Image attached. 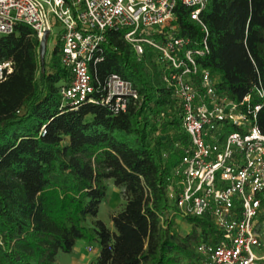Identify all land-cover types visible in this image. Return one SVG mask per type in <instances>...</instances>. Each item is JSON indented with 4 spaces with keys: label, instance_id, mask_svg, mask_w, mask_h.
<instances>
[{
    "label": "trees",
    "instance_id": "16d2710c",
    "mask_svg": "<svg viewBox=\"0 0 264 264\" xmlns=\"http://www.w3.org/2000/svg\"><path fill=\"white\" fill-rule=\"evenodd\" d=\"M175 10L179 34L199 40L186 9ZM199 19L207 52L197 62L217 95H248L259 106L255 124L264 135V0H206ZM58 50L59 43L45 62L25 24L0 34V264H55L77 240L96 243L89 264H194V245L212 229L195 217L184 218V234L174 226L166 188L179 158L173 144L186 139L153 53L137 58L120 32H105L102 60L88 63L90 101L70 106L59 95L70 78ZM110 74L137 94L123 110L100 101ZM105 180L123 198L111 228L96 218Z\"/></svg>",
    "mask_w": 264,
    "mask_h": 264
},
{
    "label": "built area",
    "instance_id": "2783aa9c",
    "mask_svg": "<svg viewBox=\"0 0 264 264\" xmlns=\"http://www.w3.org/2000/svg\"><path fill=\"white\" fill-rule=\"evenodd\" d=\"M202 37L179 34L176 6ZM206 0H0V34L29 26L39 41L59 27L58 60L69 74L61 101H90L88 63L102 60L105 32L118 31L139 58L149 49L177 103L175 115L186 142L173 144L178 162L170 169L166 196L173 214L206 218L209 238L193 247L194 264H264V135L255 124L258 105L215 92L214 79L197 58L207 52L199 19ZM1 66H8L4 62ZM100 101L123 110L137 94L128 81L110 74ZM261 97V92H258ZM92 247L87 246L91 251Z\"/></svg>",
    "mask_w": 264,
    "mask_h": 264
},
{
    "label": "rangeland",
    "instance_id": "374dc122",
    "mask_svg": "<svg viewBox=\"0 0 264 264\" xmlns=\"http://www.w3.org/2000/svg\"><path fill=\"white\" fill-rule=\"evenodd\" d=\"M59 32V27L51 23V31L47 35H45L44 38L45 53L43 59L45 62L49 60L53 46L59 42L57 41L59 38ZM104 183L106 186L105 197L98 205L96 218L101 220L105 226L111 228L109 217L113 212L117 211L122 206L123 198L119 189L116 188L110 180H105ZM173 220L174 226L178 229L180 234H184L190 228V224L187 223L184 218L174 216ZM78 241L83 240H77L75 242ZM90 245L92 247L91 251L85 250L84 252H80L79 255L94 259L95 254L97 252V245L95 242L90 243ZM54 262L55 264H69L70 257L68 254L57 252Z\"/></svg>",
    "mask_w": 264,
    "mask_h": 264
},
{
    "label": "crops",
    "instance_id": "0c3cea01",
    "mask_svg": "<svg viewBox=\"0 0 264 264\" xmlns=\"http://www.w3.org/2000/svg\"><path fill=\"white\" fill-rule=\"evenodd\" d=\"M87 246H89V244H86L84 241L75 242L74 245L72 246L71 253L68 254L70 257L69 264H89L90 262H92L95 259L97 252L95 254L94 259L79 255L80 252H84L85 250L88 251Z\"/></svg>",
    "mask_w": 264,
    "mask_h": 264
},
{
    "label": "water",
    "instance_id": "95a60500",
    "mask_svg": "<svg viewBox=\"0 0 264 264\" xmlns=\"http://www.w3.org/2000/svg\"><path fill=\"white\" fill-rule=\"evenodd\" d=\"M44 34L39 40V53L42 54L44 52Z\"/></svg>",
    "mask_w": 264,
    "mask_h": 264
}]
</instances>
